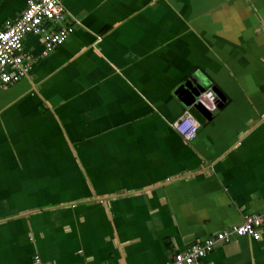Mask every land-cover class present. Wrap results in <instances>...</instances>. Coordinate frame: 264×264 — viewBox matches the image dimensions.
Segmentation results:
<instances>
[{
  "label": "crops",
  "instance_id": "crops-1",
  "mask_svg": "<svg viewBox=\"0 0 264 264\" xmlns=\"http://www.w3.org/2000/svg\"><path fill=\"white\" fill-rule=\"evenodd\" d=\"M64 5L74 33L47 56L28 34L0 89V264H162L264 213V0ZM25 7L0 0V25ZM190 78L214 102L185 141ZM199 264H264V226Z\"/></svg>",
  "mask_w": 264,
  "mask_h": 264
},
{
  "label": "built area",
  "instance_id": "built-area-1",
  "mask_svg": "<svg viewBox=\"0 0 264 264\" xmlns=\"http://www.w3.org/2000/svg\"><path fill=\"white\" fill-rule=\"evenodd\" d=\"M26 7L21 16L7 20L0 25V89L14 84L29 74L31 62L27 61L24 39L28 34L43 36L44 52H50L62 45L74 33L75 27L68 22L64 0H25ZM205 93L200 98L205 104L210 100ZM207 106V105H206ZM174 127L185 141L196 138L201 123L187 107ZM264 213H247L239 224L213 233L209 237L194 241L183 251L176 252L170 261L162 264H199L217 245L228 243L240 236L261 238ZM32 264H46L39 253L33 255Z\"/></svg>",
  "mask_w": 264,
  "mask_h": 264
},
{
  "label": "water",
  "instance_id": "water-1",
  "mask_svg": "<svg viewBox=\"0 0 264 264\" xmlns=\"http://www.w3.org/2000/svg\"><path fill=\"white\" fill-rule=\"evenodd\" d=\"M179 95L181 100L185 103L188 107H194L196 108L202 115L206 116L207 118H210L212 116V113L207 108L205 103L200 99L202 96L206 93H208V90L206 86L199 82L198 80L194 78H190L186 80L180 87H179ZM216 90V89H215ZM216 93L217 98L219 99L220 103L225 102V97L222 93H220L218 90L214 91ZM212 102H214L213 97L211 98L208 96ZM217 106H220L219 103H216Z\"/></svg>",
  "mask_w": 264,
  "mask_h": 264
},
{
  "label": "rangeland",
  "instance_id": "rangeland-1",
  "mask_svg": "<svg viewBox=\"0 0 264 264\" xmlns=\"http://www.w3.org/2000/svg\"><path fill=\"white\" fill-rule=\"evenodd\" d=\"M210 93V91L208 90V94Z\"/></svg>",
  "mask_w": 264,
  "mask_h": 264
}]
</instances>
